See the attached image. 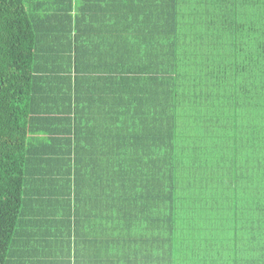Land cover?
Masks as SVG:
<instances>
[{
    "label": "trees",
    "instance_id": "obj_1",
    "mask_svg": "<svg viewBox=\"0 0 264 264\" xmlns=\"http://www.w3.org/2000/svg\"><path fill=\"white\" fill-rule=\"evenodd\" d=\"M0 264H264V0H0Z\"/></svg>",
    "mask_w": 264,
    "mask_h": 264
},
{
    "label": "rangeland",
    "instance_id": "obj_2",
    "mask_svg": "<svg viewBox=\"0 0 264 264\" xmlns=\"http://www.w3.org/2000/svg\"><path fill=\"white\" fill-rule=\"evenodd\" d=\"M241 76L239 77V79H240V81H242V74L241 73H239ZM241 86H242V84H241ZM241 86H239V89H241ZM241 124V122L240 123H237V126H239ZM231 149L233 150V147H231Z\"/></svg>",
    "mask_w": 264,
    "mask_h": 264
}]
</instances>
